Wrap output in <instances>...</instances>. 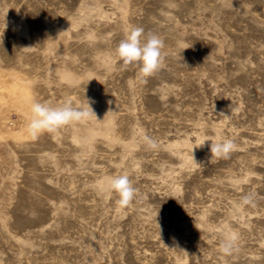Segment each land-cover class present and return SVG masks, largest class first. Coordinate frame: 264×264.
<instances>
[{"label": "rangeland", "instance_id": "1", "mask_svg": "<svg viewBox=\"0 0 264 264\" xmlns=\"http://www.w3.org/2000/svg\"><path fill=\"white\" fill-rule=\"evenodd\" d=\"M131 27L164 42L151 76L116 54ZM68 100L95 115L29 134ZM0 264H264V0H0Z\"/></svg>", "mask_w": 264, "mask_h": 264}, {"label": "clouds", "instance_id": "2", "mask_svg": "<svg viewBox=\"0 0 264 264\" xmlns=\"http://www.w3.org/2000/svg\"><path fill=\"white\" fill-rule=\"evenodd\" d=\"M163 40L155 33H145L142 27H131L119 42L116 48V54L122 60L125 66H138L144 77L153 75L160 67L163 60L162 49ZM88 107H76L72 101H65L58 106H50L40 102H34L31 106L32 119L28 124V131L31 136L38 137L44 132H55L62 126L73 122H82L90 116L95 115L90 102ZM147 146L151 149L158 147V142L150 136L143 137ZM205 140L198 147L205 144ZM236 150L233 140L224 138L216 142L211 141V158L228 159L232 152ZM194 158V157H193ZM102 191L118 194L116 203L120 207H127L134 200L136 189L133 187L129 176L119 175L110 177L107 182L101 186ZM254 195L248 194L241 198L238 208L253 204ZM239 236L235 232L227 234L220 242V250L225 255H231L237 250Z\"/></svg>", "mask_w": 264, "mask_h": 264}]
</instances>
